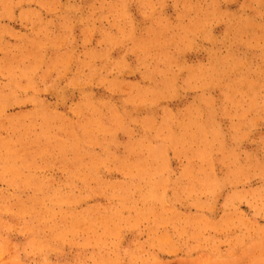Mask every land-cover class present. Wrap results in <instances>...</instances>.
<instances>
[{"label":"rangeland","instance_id":"rangeland-1","mask_svg":"<svg viewBox=\"0 0 264 264\" xmlns=\"http://www.w3.org/2000/svg\"><path fill=\"white\" fill-rule=\"evenodd\" d=\"M0 148V264H264V0H0Z\"/></svg>","mask_w":264,"mask_h":264},{"label":"bare ground","instance_id":"bare-ground-1","mask_svg":"<svg viewBox=\"0 0 264 264\" xmlns=\"http://www.w3.org/2000/svg\"><path fill=\"white\" fill-rule=\"evenodd\" d=\"M189 122H193V120H190ZM186 135H188V136H196V134L194 133L193 135L192 134H186ZM4 142H6V149L7 150H14V152H13V150L11 151V152H8L9 154L10 153H12V154H10V155H13L14 156V158H16L17 157V155H21V156H23L24 155V153H25V151H29L30 152V147H27L26 145H28V142L26 141L25 143H22V141H18L17 143L16 142H14V144L15 145H11V143L13 142L12 140H11V138H9V139H5V140H3ZM20 145V146H19ZM27 147V148H26ZM41 147V149H44V147H45V145L43 144L42 146H40ZM129 147H130V150L126 153V154H123V153H115V156H116V158L118 159V161H123L124 160V163H123V168L125 169V170H129V171H132V169H134V165L132 164V161H133V159H135V158H138L140 155H144L145 156V154H144V151L142 150V149H138V148H136V147H134L133 145H129ZM2 149L0 148V153H2ZM147 152L149 153L148 154V156H150V155H153V154H155V153H153L151 150H150V147H149V149L147 150ZM17 154V155H16ZM26 154H28L27 152H26ZM157 154V153H156ZM84 158V157H83ZM126 160H128L129 162L127 163L126 162ZM95 166H97V165H95ZM150 169L152 170L151 171V175L154 177L155 176V179H152V178H145L143 175H141V177H140V179L138 180V184H139V186H138V188H140L141 190H143L142 191V193L143 194H145V192L146 191H150V192H148V194H152V195H154L155 194V186H154V184H156V180H158L159 181V183L158 184H156V185H161V182H163V179H160L159 177H158V174L159 173H157V170L156 169H154L155 167L154 166H151V164H150ZM157 168H159V166H157ZM157 173V174H156ZM146 182V183H144L145 185H142L143 183L142 182ZM126 196H127V199H133L134 198V193H133V190H127V192H126ZM36 198H38L40 201L41 200H46V198L43 196V195H40V194H37L36 195ZM134 200V199H133ZM24 201H21L20 203H23ZM85 213H88V212H85ZM83 219V218H82ZM88 220V219H87ZM86 220V221H87ZM85 220H83V221H80V220H77V223H78V225H80V224H82L83 222H86Z\"/></svg>","mask_w":264,"mask_h":264},{"label":"clouds","instance_id":"clouds-1","mask_svg":"<svg viewBox=\"0 0 264 264\" xmlns=\"http://www.w3.org/2000/svg\"><path fill=\"white\" fill-rule=\"evenodd\" d=\"M46 6V5H45ZM142 102H146V101H142Z\"/></svg>","mask_w":264,"mask_h":264}]
</instances>
